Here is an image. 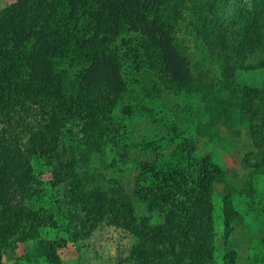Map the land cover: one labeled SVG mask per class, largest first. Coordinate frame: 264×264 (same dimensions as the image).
<instances>
[{
    "label": "rangeland",
    "instance_id": "rangeland-1",
    "mask_svg": "<svg viewBox=\"0 0 264 264\" xmlns=\"http://www.w3.org/2000/svg\"><path fill=\"white\" fill-rule=\"evenodd\" d=\"M6 13L20 20L15 38L23 39L38 66L56 63L52 81L62 80L58 87L63 98L98 82L113 91L108 100L114 101L112 109L88 130L93 135L83 138L73 158L85 198L93 201L103 194L110 204L121 205V216H114L113 206L101 201L95 202L101 209L90 212L76 194L72 202L66 194L62 213L76 216L70 233L41 226L30 231L28 239L18 234L0 252V264H46L43 244L59 240L63 243L54 249L57 264H139L143 260L136 262L137 248L153 264H169V254L158 259L155 255L160 244L141 242L136 234L140 224H164L160 205L146 207L133 191L142 178L153 182L162 177L167 186L170 181L164 175L178 172L187 159H203L217 169L207 181L206 204L199 197L201 210L190 212L200 217L206 213L211 231L198 264H264V166L259 164L260 133L254 132L264 95V28L254 23L242 33L236 25H249L251 16L257 20L264 15V0H0V16ZM241 14L245 19L237 20L232 31L227 23ZM142 15H156L160 21L163 15L169 17L175 27L172 40L182 53L174 55L163 42L159 24L148 20L135 26V17ZM65 19L72 25L61 24ZM196 28L213 31L218 46L207 49ZM248 43H253L251 50ZM148 49L157 56L159 49L161 78L152 55L147 58ZM224 56L230 62L220 66ZM136 58L149 62V69L135 72ZM166 71L170 79L163 82ZM121 83L122 90L115 93ZM53 123L48 127H55ZM247 161H256V167L246 166ZM33 167L41 190L30 197L32 207L53 213L48 174ZM56 196L61 200L60 188ZM65 223L58 219L59 225ZM174 251L171 264H189L191 258L181 256L178 242Z\"/></svg>",
    "mask_w": 264,
    "mask_h": 264
},
{
    "label": "trees",
    "instance_id": "trees-1",
    "mask_svg": "<svg viewBox=\"0 0 264 264\" xmlns=\"http://www.w3.org/2000/svg\"><path fill=\"white\" fill-rule=\"evenodd\" d=\"M152 17H148V15L135 17V26L146 25L148 20L153 24H159L163 31L162 35H164L165 41L163 42L170 46L174 55L181 54V48L176 46L172 40L175 27L170 18L163 15L160 21L156 15L154 18ZM222 18V22H224L226 17ZM250 18L249 25L236 24L242 29V33L250 30L249 28L254 23L264 28V15L257 20L253 16ZM242 19H245L242 14L239 17H233L227 25L234 28L232 31H236L235 23ZM61 24L71 26L72 22L71 19H65ZM227 25L224 28H227ZM19 27L20 20L17 16L8 13L0 16V252L6 250L10 246L11 240H14L18 234L28 239V233L37 227L60 228L66 235L69 234V226L76 222V216L68 210H66L68 211L66 215L62 213V202L68 200L66 194H71L70 202L76 194L80 203L88 204L87 209L90 212L101 209L95 205V202L101 201V203L107 204V207L113 206L114 216H121L119 213L121 205L110 204L111 202L103 194H100V199L93 201L85 198L84 191L79 189L77 167H75L73 158L75 149L84 140L83 138H90L92 133L88 130L98 125V122L102 123L108 114L107 110L112 109L114 101L109 102L108 100L109 94H112L113 91L98 82L96 86H84L86 90L82 93L72 92L63 98V94H59L58 87L62 80L52 81L54 76L51 71L55 69L56 63L50 65L47 61L45 67L41 69L33 58V52L29 51L30 48L25 49L26 47L22 43L23 39L15 38L20 33ZM195 31L207 49H214L218 46V40L214 37L213 31H206L202 28H196ZM252 45L253 43L247 44L250 50L254 47ZM220 49L222 47H219ZM152 51L151 49L146 50L147 58L152 55V62L156 63L154 67L158 68L161 78L164 64L158 60L159 49H155L158 56ZM234 51L238 55L239 49ZM62 52L67 55L66 50ZM57 55L59 54L57 53ZM223 59L225 61L220 66L229 64L230 61H227L225 56ZM133 61L135 72L149 69V62L146 60L142 61L143 63L137 58ZM261 63L264 66V60ZM116 75L117 80L122 82L119 74L116 73ZM162 79H164L163 82L170 79L167 71ZM73 80L76 81V78ZM63 82L65 81L63 80ZM122 88L121 83L115 93L121 91ZM103 92H106L105 96ZM260 112V125L254 132L260 133L261 138L258 141L261 140L262 143L259 151V164L264 166V134L261 132V127L264 126V95ZM102 114L104 115L102 116ZM52 121L55 127L50 126V129L48 124ZM85 143L87 144L86 141ZM21 144L27 147L23 148ZM252 161H247L246 166L255 168L256 161ZM33 166L41 174H48L46 181L55 204L53 213L32 207L30 197L36 191L41 190V181L36 179ZM216 170L215 165L203 159H200V162H190L187 159L185 167L178 172L174 171L169 175H164L165 181H170L167 186L163 185L161 173L155 172H153L155 176L160 175L158 181L148 182L147 178H142V184L135 185L136 188L133 191L135 197L146 202L148 208L151 205L159 204L160 211L164 215V224H159L158 228H155V224L152 228L140 224V229L138 228L136 233L141 242L150 245L151 243L160 244L158 253L155 254L157 259L163 257L162 255L169 254L172 258L168 257V263L171 264V261H174L173 255L177 242L183 246L182 255L181 253L180 255L191 258L189 264H198L206 255L205 252L210 242V239L207 240V238L211 234L208 217L206 213L205 215L201 214L200 217V214L196 215L195 211L190 212L193 208L196 209V212L201 210H199L200 206L196 201L199 197H202L203 204H206L204 203L205 199L209 196L207 181L212 174H215ZM59 188L62 194L61 200L56 196ZM182 202L186 203L183 208L179 206ZM122 203L129 205L128 201ZM129 209L131 210L130 206ZM60 213L64 216L65 225L58 224V219L63 220ZM129 217L132 215L129 214ZM127 220H129L128 217ZM72 237L75 236L72 234ZM62 243L63 240L43 244L44 252L41 256L46 264L58 263L59 259L56 257L54 249L61 246ZM137 249V252L134 253V257L137 256L136 262L143 260L139 264H153L151 259L146 258L145 252L141 254V248Z\"/></svg>",
    "mask_w": 264,
    "mask_h": 264
}]
</instances>
